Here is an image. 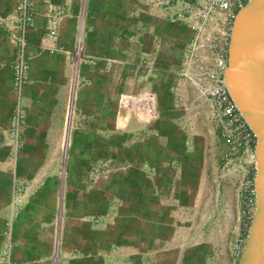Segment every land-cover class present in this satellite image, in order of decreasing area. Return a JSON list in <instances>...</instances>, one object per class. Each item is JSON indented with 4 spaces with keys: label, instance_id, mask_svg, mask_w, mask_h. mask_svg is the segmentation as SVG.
I'll return each instance as SVG.
<instances>
[{
    "label": "rangeland",
    "instance_id": "obj_1",
    "mask_svg": "<svg viewBox=\"0 0 264 264\" xmlns=\"http://www.w3.org/2000/svg\"><path fill=\"white\" fill-rule=\"evenodd\" d=\"M185 16L176 15L170 22L166 15V20L186 23ZM77 28L71 49L66 51L55 45L56 49L48 50L65 57L69 72L74 61ZM200 37L203 40L208 36L202 33ZM226 37L221 31L210 35L215 54ZM195 51L200 56L214 54L205 45ZM78 65L79 56L77 68ZM72 88L71 99L70 88L68 91L62 140L55 143L54 151H34L35 156L24 154L17 160V152L27 146L23 137L27 123L24 105H21L16 143L10 140L9 117L13 108L8 115L5 132L12 154L5 162L10 167V192L7 206H0L1 212L6 210L7 215L0 232V264H63L64 261V264H237L233 251L245 236L249 223L245 209L250 206L252 195L238 181L233 164L225 162L224 144L216 125L191 84L185 80L183 104L164 113L168 117L162 131L167 141L155 139L154 134L151 141L145 140L144 127L133 124L134 117L141 124L159 118L161 112L156 110V95L152 91L153 104L148 117L135 114L133 107L121 108L118 120L122 123L126 120L124 124L107 126L103 133L93 132L88 136L81 129V140H74V127L67 124L69 115L73 114L76 82ZM120 97L115 100L116 113ZM95 137L98 140H91ZM151 167L154 171L156 168L180 169L178 200L182 206L171 207L172 197L163 201L168 213L174 210L177 216L173 221V216L167 213L168 218L160 222L162 225L156 231L161 240L151 239V244L164 247L162 251L143 253L149 247L145 249L142 241L147 243L150 238L144 239L143 226H136L131 232L141 242L136 246L137 252H122L117 248L123 242L128 243L130 235L128 203L142 197L139 194L143 193L147 181L157 186L158 179L168 176L155 174L148 178L145 173ZM247 177L250 178L249 174ZM198 185L200 201L197 200ZM154 189L159 190L155 186ZM91 245L96 247V253L64 254L67 247L83 251Z\"/></svg>",
    "mask_w": 264,
    "mask_h": 264
},
{
    "label": "crops",
    "instance_id": "obj_2",
    "mask_svg": "<svg viewBox=\"0 0 264 264\" xmlns=\"http://www.w3.org/2000/svg\"><path fill=\"white\" fill-rule=\"evenodd\" d=\"M194 1L82 0L79 19L80 0H36L32 23L26 33L29 70L18 97L25 109L27 123L23 137L27 146L17 152V160L24 154L35 156L34 151H54L55 143L62 140L67 119L68 91L70 88L71 99L72 84L75 87V82L73 114L68 119V124L74 127V140H81V129L88 136L93 132L103 133L104 127L124 124L126 120L123 123L118 120L121 108L133 107L135 114L148 117L153 104L150 98L152 91L156 95V110L161 112L159 118L145 120L141 124L134 117L133 124L138 123V126L144 127L145 140L151 141L154 134L155 139L167 141L162 126L168 117L165 115L167 110L183 104L185 78L180 74V69L187 46L192 40L193 30L185 21L168 23L165 6L172 5L175 10H180L183 3ZM84 2L85 15L81 26ZM13 4L14 0H0V206H7L9 199L10 167L5 160L11 158L12 148L7 144L5 127L8 115L17 100L10 86L13 42L5 22ZM48 20L55 22L57 40L54 44L66 51L75 43L78 26L70 72L66 69L63 55L48 51L56 49V46L49 48L43 45L48 43L44 37ZM68 74L70 85L67 82ZM119 95L120 104L116 113L115 100ZM93 139L98 140V137L91 138ZM245 165L249 173L252 166L250 163ZM156 169L154 171L151 167L145 174L149 175L148 178L155 174L168 176L165 179L159 177L157 186L150 180L147 181L143 193H137L142 197L137 202L133 199L128 203L126 216L130 235L127 237L129 242H123L117 248L122 249V252H137L136 246L141 242H137L136 233L131 232L136 230L132 228L136 226H143L144 239L150 238L147 243L142 241L145 249L149 247L143 253L162 251L164 247L151 244V239L161 240L156 231L162 225L160 222L168 218L167 206H163V201L172 197L171 207L182 206L178 200V192L181 190L178 178L180 169ZM154 186L159 190L154 189ZM199 189L198 185V201ZM176 213L177 211L169 210L168 215L173 216V221ZM6 219V210L3 213L0 210V232L3 228L2 222ZM95 249L91 245L80 251L70 246L64 254H91L96 253Z\"/></svg>",
    "mask_w": 264,
    "mask_h": 264
},
{
    "label": "built area",
    "instance_id": "obj_3",
    "mask_svg": "<svg viewBox=\"0 0 264 264\" xmlns=\"http://www.w3.org/2000/svg\"><path fill=\"white\" fill-rule=\"evenodd\" d=\"M247 0H195L193 3H183L180 10L172 5L165 6L168 21L173 22L176 15L188 20L193 30L192 40L187 46L183 57V66L180 74L187 80L196 92V97L202 101L208 111L209 117L216 125V131L224 144L223 157L225 162L233 164L238 172V181L249 188L252 195L250 206L245 209V218L249 222L254 208L252 194V177L248 179V169L245 165L250 163L253 169L254 135L237 110L235 103L229 96L223 79V68L226 63V46L228 38L222 43L215 54V45L210 35L221 31L228 36L231 21L236 10ZM36 0H14L10 14L5 20L13 42V53L10 61V86L17 97L15 106L9 117L11 126L10 140L14 143L18 139L17 127L21 121L20 96L22 87L26 82L29 63L26 55V33L32 23ZM82 9V0L80 12ZM81 14V13H80ZM206 33L208 37L201 40L200 35ZM55 22L48 20L45 25L44 37L48 40L46 47H55L57 38ZM205 45L214 54L200 56L195 49ZM203 59L205 62H203ZM149 93V92H147ZM244 238L234 248V255L238 257Z\"/></svg>",
    "mask_w": 264,
    "mask_h": 264
},
{
    "label": "water",
    "instance_id": "obj_4",
    "mask_svg": "<svg viewBox=\"0 0 264 264\" xmlns=\"http://www.w3.org/2000/svg\"><path fill=\"white\" fill-rule=\"evenodd\" d=\"M223 79L254 135V208L236 263L264 264V0H247L236 10L229 28Z\"/></svg>",
    "mask_w": 264,
    "mask_h": 264
},
{
    "label": "trees",
    "instance_id": "obj_5",
    "mask_svg": "<svg viewBox=\"0 0 264 264\" xmlns=\"http://www.w3.org/2000/svg\"><path fill=\"white\" fill-rule=\"evenodd\" d=\"M252 173H253V169H251V170L249 171V173H248L250 177H252Z\"/></svg>",
    "mask_w": 264,
    "mask_h": 264
},
{
    "label": "bare ground",
    "instance_id": "obj_6",
    "mask_svg": "<svg viewBox=\"0 0 264 264\" xmlns=\"http://www.w3.org/2000/svg\"><path fill=\"white\" fill-rule=\"evenodd\" d=\"M228 34H229V31H228ZM227 38H228V36H227ZM226 64V63H225Z\"/></svg>",
    "mask_w": 264,
    "mask_h": 264
}]
</instances>
